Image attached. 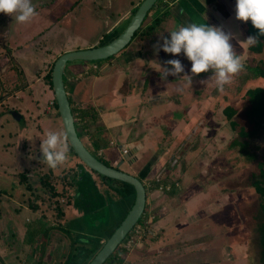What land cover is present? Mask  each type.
Returning a JSON list of instances; mask_svg holds the SVG:
<instances>
[{
  "label": "rangeland",
  "instance_id": "rangeland-1",
  "mask_svg": "<svg viewBox=\"0 0 264 264\" xmlns=\"http://www.w3.org/2000/svg\"><path fill=\"white\" fill-rule=\"evenodd\" d=\"M39 1L49 2V0H34L32 4L34 5ZM90 2L88 1L87 5ZM64 3L66 0H58V4L55 6L56 11L53 12L52 16L58 14L57 12L63 14L66 6H68ZM91 6V3L87 6L88 12L98 10ZM66 13L68 16H73L75 20L71 21L67 17L65 20L64 16L57 22L59 25L57 35L60 37L55 38H51L54 33H49V29H44L38 36L36 35L37 31L42 29L38 26L45 25L41 24L43 20L36 23L33 22V19L27 23H18L15 20L11 25L14 31L12 36L19 38L18 32L25 33L26 37L30 38L29 42L33 43L30 50H25L26 52L20 54L14 52L9 57L12 58L11 63L14 69L9 68L6 72L12 71V78L1 75L2 82L8 88H13L10 80L12 79L17 83L18 72H23V69L19 68L20 66L18 67L16 62H20L21 56H26V61H21V65L25 68V72L33 84L32 88H34L36 101L38 100L39 104L35 102V99L31 102L30 96L23 91L19 94L22 100H15L13 94L3 98L4 100L0 104V214L2 216H0V225L1 220L6 229H8L9 220L12 222L15 219L21 226L25 225L26 219H28L27 223L31 222L32 224L36 220L41 221L40 223L45 224L44 229L48 230V238L44 242L43 239L37 240L34 249L30 250L21 244L20 237H0V239L1 243L9 239L8 244L14 246L11 247L12 251L15 250L13 252L20 253L22 249L32 255L35 252L37 259L41 257L40 264H74L73 260H79V258H83V264H85L89 258L87 250L94 247H91L90 244L101 245L106 240L104 238L101 242L97 235L91 237L85 234L71 236L59 231L58 226L66 227V223L64 219H58L54 214L50 204L51 200H49L50 195L46 192V187L40 184L41 176H49L58 192L62 193L63 190H66L65 198L69 200L68 204H66V199L63 198L64 202L63 200L60 201L59 197V200L57 198L58 205L62 207L65 216L77 208L86 224H89L92 229L96 228L97 232H99L98 226L108 221L107 203L110 202V196L116 193V185L104 181L99 176L92 174L95 178L94 187L88 174L84 173V175L81 172L82 175H80L79 171L86 167L79 165L70 150L68 161L59 169L49 168L42 159L40 152V143L45 138V134L49 130L63 133V128L59 117L55 115L53 110V92L47 91V100L41 99L42 87L37 83L35 72L48 71L50 65L59 55L66 50H71L70 48L82 46L83 42L99 41V36L104 35L102 42L106 44L116 36V34L107 35L103 30H99L98 38L77 37L75 33L71 35L72 31L86 35L90 31L87 28L91 26V22L84 18L83 11L77 6L72 5ZM228 14L226 24L234 37L236 31L233 26L237 27L246 24V22L237 20L235 13ZM7 16L10 15L0 13L2 19L0 20V31H2L0 32V50L3 53L8 52V49L5 50L8 45L5 40V32L10 26L6 20ZM146 24H149V21ZM248 25L251 26L250 23ZM45 26L49 25L46 24ZM86 26L87 28H85ZM93 30L95 31L96 28ZM34 35L35 37H33ZM248 37L247 34H244L241 41L237 40L232 45L243 63L253 66L261 61L263 54L252 53L247 50L248 46L242 42L246 41ZM235 40L236 37H234ZM149 42L150 40L129 44L113 58L115 60L113 63L110 62L111 60L96 62L98 63L96 70L98 67L100 69L98 74H91V77L87 78H89L90 84L94 82L93 85L96 90L98 89V95L95 94L98 99L81 98L82 101L86 100L84 102L87 103L86 107L89 106L90 102L96 107L99 105V99L103 96L101 94L103 89L106 92L113 89L116 91V87L121 82L111 78L116 69L120 68L123 71V55L129 59L131 57L128 55L136 50L143 54V57L135 62L137 63L136 66H127L130 69L128 68L129 71L126 72V75L128 80L132 76L135 83L141 84L144 80L142 78L143 70L144 73L147 72L148 81L151 75L149 73L150 65L146 63L147 60L144 55L148 56L153 51ZM136 55L138 54L136 53ZM166 55L169 57L168 59H180L185 64V68L191 65L183 54L177 57ZM168 59L156 61L154 66L157 62L163 64ZM76 63L80 64V62ZM67 68L64 72L65 83L68 82L69 72L67 74ZM140 71L141 73H139ZM136 72L139 74L137 75L138 78H135ZM244 72H246L245 69L233 77L232 82L225 85L222 92L216 88L214 77L210 78L211 73L193 78L191 84H187L183 80L184 84L174 88V91L161 90L159 93L161 97L159 96L160 100L157 101L166 102L165 100L168 99L174 104H172L173 109L168 110V115L159 117V120L150 118L154 125H158L156 130L158 136L155 137L156 143L154 142V147L152 146V152H156L154 150H157L155 149L158 147L157 145L159 148L163 146L167 153L162 156V159L165 160L162 174L165 173L166 175L169 171L172 173L167 175L168 179L171 177L175 181L182 179L186 181H183L181 189L174 194V209L176 210V212L174 211V218H177V222L174 223L176 226L174 235L171 234L173 239L163 240V250L151 251L149 255H137L138 259L133 258L132 264H264V234L260 227L264 223V198L254 189L255 182H261V186L264 187L261 175V169L264 170V129L260 130L254 137L244 138L238 132L239 130H250V126L246 124L243 116V112L247 108L246 100L243 97L244 91L248 87L264 86V80L255 79L242 83L241 75ZM93 76L98 77V79L94 80L95 77ZM127 84L129 83H125V85ZM44 87L50 90L46 86ZM118 90L119 92L122 91L120 87ZM115 94L117 95V93ZM115 94H109V96L115 97ZM3 97L5 96L3 95ZM143 99L146 100L147 97H143ZM152 101L153 98L149 97L146 103H153ZM226 106L236 112L230 119H227L226 114H223V109ZM15 114L20 116V120L14 119ZM228 120L235 122V128H231V121ZM194 127H197L194 138L189 136L187 139V135L191 133ZM92 128L91 126L89 130ZM83 138L82 136L81 139L83 140ZM104 138L106 141L109 139L107 134L104 135ZM242 146H244V150ZM171 159H177L173 166L174 169H170L172 166ZM121 169L126 171L123 167ZM22 172L24 173L23 176L20 175ZM20 176L25 177L26 182L23 178L20 179ZM79 176H82L83 180L76 185L74 182ZM161 181L165 183V181ZM28 184H31V189L30 185L28 186L29 189L27 188ZM185 185L186 189L184 188ZM196 203L197 208H195ZM29 204L31 205L29 206ZM209 205H213L212 214H208L209 210H206L209 209ZM198 207L201 208V211L198 210ZM193 219L198 220L194 221ZM177 234L181 236L178 237ZM146 241L152 243L153 249L159 246L158 239L153 241V239L148 238ZM8 244L6 247L5 243L3 244L4 248H2L1 253L8 256L9 264H15L17 261L12 260L9 251L6 249ZM138 251L145 253L147 250H137L136 252ZM68 254H71L70 259L67 257ZM87 255L88 258L85 259ZM141 258L144 259L141 260Z\"/></svg>",
  "mask_w": 264,
  "mask_h": 264
},
{
  "label": "crops",
  "instance_id": "crops-1",
  "mask_svg": "<svg viewBox=\"0 0 264 264\" xmlns=\"http://www.w3.org/2000/svg\"><path fill=\"white\" fill-rule=\"evenodd\" d=\"M88 1H91L90 3L92 4V6H94L98 10L93 12H88L89 10L87 9V6L90 4L89 3L87 5ZM142 1L143 0H70V1L66 0V3L64 4L65 5L68 4V6H66V9L63 11V14L57 12L58 14L54 16H52V14L53 12L56 11L55 6L58 4V0H52V1L49 0V2L39 1L38 3L36 4L34 3L33 5L37 14L32 19L34 23L43 20L41 24L49 25V26H45V25L38 26V28L41 27L42 29L37 31L38 32L36 34L37 36L42 32V30L49 29L48 30L49 33H54L51 35V38L60 37L59 35H57V31L59 28L57 22H59L64 16H65V20H67L66 17L69 18L71 21L75 20L73 16H68L66 13L67 9L70 10L71 6L74 5L79 7L83 11L84 13L83 15L85 16L84 18H87L89 22H91L90 24L91 26H89L88 28L87 26L85 27L90 30L88 33H86V35H81L76 31L75 32L72 31L71 35H74L75 33V36L77 37L87 38L86 36H88V38L91 37L98 38L99 30L100 31L103 30V32L107 35L116 34L117 36L123 30L124 26L129 22V19L133 15L132 14L133 11L137 9L138 5ZM33 2L34 0H32V3ZM235 2L236 0H161L156 6V9L151 11V13L149 12L147 17L144 19L142 25L139 28V32L137 33L136 36H133L130 45L134 44V42L138 43L139 41L150 40L149 43H151L152 45L151 50L154 51L153 46L160 39V33H163L164 36H168L169 33L167 31L176 30L179 27L190 23L206 24L208 26L221 27L226 32H230V29H228L229 27H227L226 24L227 16L229 15L228 13H235ZM147 21H149V24H146ZM13 22H15V16H12V22L10 23L9 29L8 31L5 32L6 34L5 40L8 43L7 48H5V50L8 49V52L3 53V51L0 50V104L3 102L5 98H7L8 96L10 97L13 94L15 100H22V97L19 95L21 91L27 93V95L30 96L31 102L34 101V99L35 102H38V100L36 101L37 98L35 95L34 88H32L33 84L30 82V79L25 72L26 71L25 68H23V66L21 65V61H26V56H21L19 58L20 62L19 61L16 62L18 64V67L20 66L19 68L23 69V72H21L23 75V80H21L23 83L22 87L21 86L17 87L19 81H17L16 83L14 82V80L11 79L12 81L10 80V83L12 84L11 87L13 88H8V86H6L4 82H2L1 80L2 79L1 75L2 77L8 76L9 78H12V71L6 72L9 70V68L14 69L11 63L12 58L9 57H11L14 52L20 54L21 52H26L31 49L30 47L25 49L26 51L25 50L17 51V48L25 46L30 41V38L29 37L27 38L26 34L25 33L21 34V32H18L17 34L18 36H20L19 38H15V36H12V34H14V31L11 26ZM125 22L126 24L121 28V26ZM249 23L251 26L248 25ZM238 26L237 27L235 25L233 26V29H235L236 31V36H234L236 37V40L234 41L233 38L231 40L232 44L233 42H237V40L241 41V38L242 36H244V34H247L249 37L250 36L255 37L250 33L252 27L250 21L246 22V24L244 23ZM95 28L96 30L94 31L93 29ZM103 36L104 35H102V37L101 35L99 36V41L88 42V43L83 42L82 46L73 47L70 49L76 50V49L89 48L91 46L95 47L102 45L104 44L102 42ZM33 37H35V35ZM33 37L31 38L33 39ZM247 50H249V46L247 47ZM153 51L152 53L148 54V56L144 55V57L147 60L146 63L150 65L149 73L151 75L147 81L146 78L147 72L144 73V71L142 70L143 73L142 78H144V80L141 84L135 83L132 79V76L131 79L129 77L128 80L126 72L129 71L128 70L129 67L127 66L128 65L136 66L137 63L135 62L138 61L139 58L141 59L143 57V54L136 50L134 53L128 55L129 57H131L129 59L128 57L123 55L122 58L124 61L122 65L123 71L120 68L116 69L114 71V75H112L111 78L116 81L118 79L119 82H121L116 87V91L113 89L111 91L106 92V90L103 89L101 91L102 92L101 94H103V96L101 97V99H99V105L96 107V105L92 104L91 102L89 106L87 105V107L94 108L95 112L97 113L99 120L96 121L95 126H99L101 130L95 132L96 129L92 128L93 129V130L91 129L92 131L89 130V132L91 131L90 134L87 133L89 135H83V137L86 138L85 139L83 138L82 140L85 146L88 148V150L92 152L96 157H101L104 160L108 161L112 167H118L121 171L141 179L145 188L147 182L150 181L153 182L156 178L165 181V183H173V182L178 183V188H174V186L172 185V190L165 193L158 191L155 187L151 189L146 188L147 199H146V207L144 210V216L149 217L151 219V222H153V224L150 226L148 230V234L144 236L145 238H143L142 240V245L128 252V258L131 263L133 261V258L135 259L137 258L136 257L137 255H142V256L146 254L149 255L151 251L163 250V240L167 239V241H169L170 239H173L171 238L172 236L171 234L173 233L174 235V230L176 229L174 223L177 222V218L176 219L174 218V211L176 212V210L174 209V194L181 189V184L183 183V181H186L185 179H182L181 181L180 180L175 181L174 179H171V177L170 179H168L167 175L172 173L169 171H167L166 175L165 173L162 174L163 172L162 168L165 164V160L162 159V156L164 153L165 154L167 153V151L165 152V148L163 146L159 148V145H157L158 147L155 148L157 150H154L156 152L155 153L152 152V146L154 147V142L156 140L155 137L158 136L156 134L158 125H154V122L150 121V118L152 117L151 119L153 120L154 119L159 120L160 119L159 117H162L163 115H168V110L173 109L172 104H174V102L168 99L165 100L166 102L157 101L160 100L161 97L159 93L161 92V90L174 91V88H178L182 84H184L183 78L181 77L174 78L169 76L166 81L160 77L159 73L155 70V66H154L155 62L163 59L164 60L168 59L169 57L163 51H160L158 55ZM136 53L138 55H136ZM19 54L17 55V57L19 56ZM133 56L134 58H132ZM114 61L115 60L113 59L110 62L113 63ZM93 64L94 66H92ZM93 64L84 65L82 63L80 64L73 63L70 64L67 68L69 74L67 72L68 82L65 83V86H66L68 98L72 101L74 105L86 106L87 103H84L86 102V100L83 101L81 100V98L83 97L86 99L93 98L92 100L98 99V97L95 95V94L98 95V89L96 90V87L93 85L94 82L90 84L91 82L88 80L89 78H87V77H91V74H95V73L98 74L100 70L99 67L98 70H96L97 68L96 64L98 65V63H93ZM136 70L137 68L135 69V71ZM42 72L43 71H36L35 73L37 74V76H35V78L38 81L37 83L42 87L41 88L42 94L40 97L44 101L45 99L47 100L48 97V94H46V92L47 91L50 92V90L45 89L43 84L41 85L42 82L40 76L45 75L47 71L43 73ZM139 73H141V71ZM210 74L211 72L201 73L193 78H198L200 77V75L205 76ZM137 75H139L138 72H136L135 78H138ZM97 79L98 77L94 78V80ZM125 83H129V84L125 85ZM119 87L122 90L121 92H119L118 90ZM114 92L117 93V95ZM152 93L153 95H151ZM109 94L112 95L115 94L116 96L112 97L109 96ZM3 95L5 97H3ZM148 96L150 98H153L152 101L153 103H146V100L147 101L149 100ZM143 97H147V99L144 100ZM43 113L45 112L43 111ZM15 120H20V119L16 118ZM196 130L197 127H194L193 130L191 131V133L193 132V134L191 133L188 134L187 139L189 138V136H191V138H194ZM106 134L108 135L109 138L108 141H106V138H104V135ZM91 140H93V143H91ZM96 141L101 142V146L98 148L94 147ZM122 167L126 169V171L121 169ZM172 169H174V167ZM79 172L80 174L82 173L88 174L91 177L90 180L93 181L94 183L95 178L94 176H92V173L90 171L88 172L87 168H82ZM22 174L24 173L23 172L20 173V175ZM21 178L23 177L20 176V179ZM24 179H25L24 182H26V178ZM29 185L31 189L32 188L31 184H28L27 188ZM184 188L185 189L187 188L186 185ZM133 196L134 194H129L126 195L125 197H120L117 193H114V195L112 194V196H110L109 198L110 202L107 203L109 210V218L107 222H104L98 226L99 232H97L96 228L92 229L90 228L89 224H86L84 218L82 217V214L77 208H74V210L71 211L68 216H65V212L63 211L62 219L65 220L66 223L65 228L67 231H69V234L71 236L85 234L91 237L97 235L99 236L100 241L103 242L104 238L107 239L110 236V234L113 232V230L117 227V225L120 223L122 218L125 216L127 211L130 209L133 202ZM195 206H196L195 208H197V203ZM200 209L201 208L198 207L199 211H201ZM206 210H209L208 214H212L214 211L213 205L212 206L209 205V209L207 208ZM174 219L175 222H173ZM193 220L197 221L198 219H193ZM27 222L28 219L25 220V225L21 226V224L17 220L14 219V221L12 222L11 220H9L8 229H6L4 227V224H2V220H1L0 237L3 238L12 237V236L13 237L15 236L16 238L20 237L21 244L26 249L27 247L29 248L28 250L34 249V244L37 240L32 241V243L30 244H25V242L23 241L24 240L23 237L25 236L28 228L31 227L35 228L43 224L40 223L41 221H37V220L33 224L30 221H29L30 223ZM83 222L85 223V225ZM207 226H209V224H207ZM177 235L178 237L181 236L179 234ZM148 238L153 239V241L154 239H158L157 242L159 243L158 248L156 247L153 249L151 247L152 243H148L146 241ZM8 241L6 240L4 241L5 247L7 246ZM4 243H1V239H0V255H3V253L1 252H2V248H4L3 247ZM90 245L91 247L93 246L95 247L97 244L94 243V245L93 244ZM11 247L14 246L8 244V247L6 249L9 251L12 260L17 261V263L15 264L41 263L40 262L41 257L37 259L35 252H33V255L28 254L24 249H22L20 253L17 251L13 252L15 250L12 251ZM91 249L92 248L87 250L89 252V258L88 255L85 256V259L88 258L87 262L91 258V252H90ZM143 249H146L147 251L145 253L139 251L136 252L137 250L142 251ZM82 259L80 258L79 260L74 259L73 260L74 264H83ZM143 259L144 258H141V260ZM8 261H9L8 256L4 253V255L0 257V264H9Z\"/></svg>",
  "mask_w": 264,
  "mask_h": 264
},
{
  "label": "clouds",
  "instance_id": "clouds-1",
  "mask_svg": "<svg viewBox=\"0 0 264 264\" xmlns=\"http://www.w3.org/2000/svg\"><path fill=\"white\" fill-rule=\"evenodd\" d=\"M0 13L15 16L18 23H27L37 14L32 0H0ZM235 18L242 22L250 21L258 34L264 36V0H236ZM167 32L168 36L160 33V39L153 46L154 52L158 55L163 51L173 57L183 54L191 67L190 73L186 72L178 58L168 59L163 64L157 62L155 70L165 81L169 76L181 77L191 84L193 77L211 72L210 78L214 77L216 88L222 92L225 85L244 69V63L231 43L233 34L221 27L190 23ZM257 42L256 37L250 36L242 43L251 47ZM68 140V135L62 132L49 130L45 134L40 152L49 168L59 169L68 161Z\"/></svg>",
  "mask_w": 264,
  "mask_h": 264
},
{
  "label": "water",
  "instance_id": "water-1",
  "mask_svg": "<svg viewBox=\"0 0 264 264\" xmlns=\"http://www.w3.org/2000/svg\"><path fill=\"white\" fill-rule=\"evenodd\" d=\"M160 1L143 0L123 30L110 42L95 47L65 51L53 63L51 71L52 92L63 133L68 135L69 138L70 148L87 169L100 176L127 183L134 189L133 202L130 209L87 264H109L110 257L114 251L144 214L147 199L146 188L141 179L121 171L118 167L106 166L85 146L77 131V124L72 114L64 82V72L68 64L101 62L119 54L130 44L134 33L140 28L149 12L156 8ZM66 72H68V69ZM14 118L20 119V116L16 115ZM176 160L173 159L174 164Z\"/></svg>",
  "mask_w": 264,
  "mask_h": 264
},
{
  "label": "trees",
  "instance_id": "trees-1",
  "mask_svg": "<svg viewBox=\"0 0 264 264\" xmlns=\"http://www.w3.org/2000/svg\"><path fill=\"white\" fill-rule=\"evenodd\" d=\"M154 9H156V8H153L151 11H153ZM135 11H136V9L133 11L132 14H134ZM151 11H150V13H151ZM138 32H139V29L134 33V36H136ZM250 33L258 39V42L254 46L249 47L250 52L258 53V54L261 53V54H263V57H262L261 61H259L258 64H255L253 66H249V65L244 64V69L246 70V72H244L241 75V82L242 83H245L249 80H255V79L264 80V36H260L258 34V30L255 29L253 26L251 27ZM33 40H34V38H33ZM32 43L33 42H28L25 46L17 48V51H24L25 49L31 47ZM114 57L115 56L110 57L105 61L112 60ZM80 63H83V62H80ZM52 67H53V63L50 65V69L47 71V73L45 75L40 76L41 82L43 83L44 86L49 88L50 91H52V85H51ZM190 67H191V65L189 67L185 68L186 72H190ZM18 73L19 74H18L17 78H18L19 84H18V86L17 85L16 86L22 87L23 83L21 80H23V75H22L21 71ZM243 97L246 100V104H247L246 105L247 108L244 110L243 116H244L246 124L248 126H250V130L249 131L239 130L238 132L244 138L245 137H254L260 130L264 129V86L248 87L244 91ZM69 102L71 105V110H72L74 120H75L76 124L78 125L77 131L81 137L83 135H89L90 134L89 129L91 126L96 129L95 132H98V130H101V128L99 126H95L96 121L98 119V115L95 112L94 108L86 107V106H82V105H74L70 99H69ZM52 105H53V110H54L55 115L58 116L57 106H56L54 99H53ZM235 113H236L235 110H233L230 107L226 106L223 109V114H226L227 119H230L231 117H233L235 115ZM228 121H231V120H228ZM234 123L235 122H232V121L230 122L231 128H235ZM87 133H89V134H87ZM91 143H93V140H91ZM95 143L96 144H94L95 145L94 147L98 148L101 146L100 141H96ZM242 147L244 150V146H242ZM69 150L73 154L74 159H76L78 161L79 165L81 167H84V165L76 157L75 153L72 151L70 146H69ZM97 158L100 161H102L106 166H111L110 163L108 161L104 160L103 158H101V157H97ZM90 172L92 174L99 176L104 181L116 185L115 191L120 197H125L126 195L134 194V189L129 184L100 176L91 170H90ZM23 175L24 174H22V176ZM80 175H82V174H80ZM261 175H262L263 183H264V170L263 169H261ZM24 178L25 177H23V179ZM50 179L51 178L49 176H46V175L41 176L40 177V184H41V186L46 187V192L50 195L49 200H51L50 204H51V207L53 209L54 214L56 215V217L58 219L59 218L62 219L63 210H62L61 206L59 207L58 202H57V198L59 197L60 201L63 200L65 202L64 199H66L65 198L66 190H63L64 192H62V193L58 192V190H56V188L54 187V185L52 184ZM81 180H83V177L79 176L77 181H75L74 183L77 185V183H79V181H81ZM91 183H92V185H94L93 181H91ZM254 189L260 196H262L264 198V187L261 186V182H255L254 183ZM59 198H58V200H59ZM52 199H54V200H52ZM68 203H69V200L66 199V204H68ZM30 205L31 204H29V206ZM41 224H43V223H41ZM152 224H153V222H151V224H147V225H148V227H150ZM44 227L45 226L43 224V225H40V226L35 227V228H33V227L28 228L25 236L23 237V239H24L23 241L25 242V244H30L34 240H42V239L44 242L45 239L48 238V230H45ZM58 227H59V231L63 232V234H65V235L69 234V231H67L64 226L59 225ZM260 227H261L263 234H264V223H262ZM146 235H147V233H146ZM101 246H102V244L96 245V247H94L90 250L91 258L95 255V253L100 249ZM118 250L116 249L114 251L113 255L110 257V262L108 261L109 264H112L113 261L115 260V257L118 255ZM67 257H69V259H70L71 254H68ZM112 257H114V258H112Z\"/></svg>",
  "mask_w": 264,
  "mask_h": 264
},
{
  "label": "built area",
  "instance_id": "built-area-1",
  "mask_svg": "<svg viewBox=\"0 0 264 264\" xmlns=\"http://www.w3.org/2000/svg\"><path fill=\"white\" fill-rule=\"evenodd\" d=\"M172 185L174 188H178V183H164L160 179L156 178L153 182H147L146 188L151 189L155 187L158 191L165 193L172 190ZM147 224H151V219L143 215L139 222L132 228V230L118 246V255L115 257L112 264H132L127 258L128 252L142 245V240L146 233L148 234L149 230Z\"/></svg>",
  "mask_w": 264,
  "mask_h": 264
},
{
  "label": "flooded vegetation",
  "instance_id": "flooded-vegetation-1",
  "mask_svg": "<svg viewBox=\"0 0 264 264\" xmlns=\"http://www.w3.org/2000/svg\"><path fill=\"white\" fill-rule=\"evenodd\" d=\"M0 20H2L1 18H0ZM5 20V19H4ZM6 20H8V22H9V24L11 23V21H12V16L10 15L9 17L7 16V18H6ZM93 63H96V62H93ZM93 63H91V64H93ZM80 135V134H79ZM81 138V137H80ZM171 162V164H172V166L170 167V169H172L173 168V166H174V161H173V159H171L170 160Z\"/></svg>",
  "mask_w": 264,
  "mask_h": 264
}]
</instances>
